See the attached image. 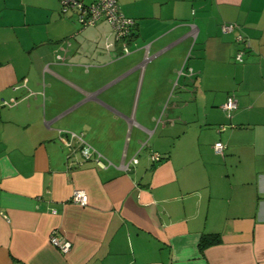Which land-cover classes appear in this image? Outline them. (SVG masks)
Here are the masks:
<instances>
[{"label": "crops", "instance_id": "obj_1", "mask_svg": "<svg viewBox=\"0 0 264 264\" xmlns=\"http://www.w3.org/2000/svg\"><path fill=\"white\" fill-rule=\"evenodd\" d=\"M116 1L135 26L114 60L106 20L0 0V264H264V0ZM59 131L112 166L78 165Z\"/></svg>", "mask_w": 264, "mask_h": 264}, {"label": "built area", "instance_id": "obj_2", "mask_svg": "<svg viewBox=\"0 0 264 264\" xmlns=\"http://www.w3.org/2000/svg\"><path fill=\"white\" fill-rule=\"evenodd\" d=\"M59 3L62 14H66L68 12H75L77 14V21L81 28L85 29L92 27L101 20H106L109 23L114 41L109 42L106 40L105 50L112 59H119L130 54L127 41L131 36L135 22L133 19L126 18L122 14L116 0H94L90 4H85L83 0H59ZM237 28L238 26L236 24H228L223 25L221 30L223 33H230L235 31ZM237 41L243 43L245 46H248L247 40L242 35L237 37ZM115 45L120 46V52L116 54L112 52ZM236 60L238 63H242L243 51L237 54ZM12 105H15L14 100L9 102L3 101L0 103V108L3 106L11 107ZM221 109L228 116H230V114L237 109V102L235 98L232 95L229 96L226 102L221 106ZM220 130H223V128ZM59 140L71 152L73 151V143L78 144L79 151L82 156V161L78 162V165H82L84 162L93 160L99 169H107L112 166L106 158L85 142L82 134L59 131ZM213 149L217 155H223L225 147L222 143L218 142L214 145ZM150 159L152 162L158 163L162 158L160 155L152 153L150 155ZM132 162L136 163L137 160L133 159ZM73 165L74 161L69 158L67 168L69 169ZM129 167L130 163H123L120 168L128 171ZM70 201L73 204L85 207L88 205V196L85 192L76 190L72 193ZM49 243L54 248L58 249L62 254H67L71 250V243L69 241H61L57 237L56 232H53L50 235Z\"/></svg>", "mask_w": 264, "mask_h": 264}, {"label": "trees", "instance_id": "obj_3", "mask_svg": "<svg viewBox=\"0 0 264 264\" xmlns=\"http://www.w3.org/2000/svg\"><path fill=\"white\" fill-rule=\"evenodd\" d=\"M220 242V238L216 235H203L199 242V250L201 253H204L207 248L218 245Z\"/></svg>", "mask_w": 264, "mask_h": 264}]
</instances>
